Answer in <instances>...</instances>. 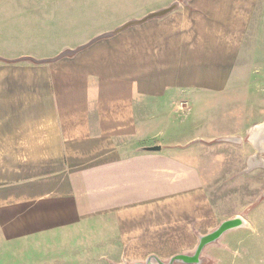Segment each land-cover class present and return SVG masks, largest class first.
I'll list each match as a JSON object with an SVG mask.
<instances>
[{"label":"crops","instance_id":"1","mask_svg":"<svg viewBox=\"0 0 264 264\" xmlns=\"http://www.w3.org/2000/svg\"><path fill=\"white\" fill-rule=\"evenodd\" d=\"M72 11L84 15L74 42L0 53V242L53 231L127 263L194 247L219 220L204 153L220 160L221 149H245V136L264 151L249 135L264 122V0H104ZM249 219L207 244L202 253L216 247L201 264H264Z\"/></svg>","mask_w":264,"mask_h":264},{"label":"rangeland","instance_id":"2","mask_svg":"<svg viewBox=\"0 0 264 264\" xmlns=\"http://www.w3.org/2000/svg\"><path fill=\"white\" fill-rule=\"evenodd\" d=\"M93 1L104 0H0V53L14 57L19 53L57 50L61 44L74 42V38L84 34L82 30H77L78 22L82 21L84 15L76 16L72 8L75 3ZM247 139L245 136V149H221L220 160L216 159V150L204 153L202 171L205 175V192L219 218L216 226L219 221L237 215L249 219V213L253 211L257 215L249 220L256 226L251 232L254 236L260 235L264 242V151L254 150ZM58 237V233L46 231L45 239L30 237L26 241H13L10 246L5 245L4 241L0 242V264L129 262L126 255L116 257L110 250L97 249L89 253L77 247L76 241L60 240ZM195 246L182 249L158 247L156 250L160 258L167 261L179 252L192 253ZM215 247L216 244L206 247L202 257Z\"/></svg>","mask_w":264,"mask_h":264},{"label":"water","instance_id":"3","mask_svg":"<svg viewBox=\"0 0 264 264\" xmlns=\"http://www.w3.org/2000/svg\"><path fill=\"white\" fill-rule=\"evenodd\" d=\"M175 6H176V3H173L165 9H161V10L155 11V12L152 11V13H149L148 15H146L145 17H143L139 20H130V21L124 23L123 25H121L120 27L116 28L114 31L104 33L102 36L114 35L118 31H120V30H122V29H124L130 25H134L136 23L143 22V21L148 20L150 18L153 19L155 17H160V16L166 14L167 12H169L170 10H172ZM63 54H65V53H63ZM157 149H159L158 146L147 147V150H157ZM245 224H246V222H245L244 218L240 217L239 215L233 216L232 218H227V219L222 220L217 225V227H215V229H213L212 231H210L204 235H200L198 237V242H197L193 252L189 253V254L188 253H177V254L170 256L167 261L162 260L161 258H159L156 255H149L143 261H140V262L136 261L133 263H127V262L123 261L121 264H201V262H202L201 253H202L203 248L205 246H207V244H210L213 242L215 243L222 236V234L224 232H226L228 230L236 229L239 227L241 228Z\"/></svg>","mask_w":264,"mask_h":264},{"label":"bare ground","instance_id":"4","mask_svg":"<svg viewBox=\"0 0 264 264\" xmlns=\"http://www.w3.org/2000/svg\"><path fill=\"white\" fill-rule=\"evenodd\" d=\"M250 134V137H252V141L261 140V145L264 146V122L258 125L257 127L253 128Z\"/></svg>","mask_w":264,"mask_h":264}]
</instances>
